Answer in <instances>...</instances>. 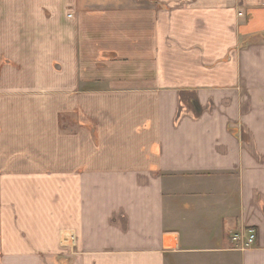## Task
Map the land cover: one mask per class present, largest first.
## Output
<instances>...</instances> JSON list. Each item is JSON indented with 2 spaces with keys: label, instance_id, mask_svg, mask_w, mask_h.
Segmentation results:
<instances>
[{
  "label": "crops",
  "instance_id": "crops-1",
  "mask_svg": "<svg viewBox=\"0 0 264 264\" xmlns=\"http://www.w3.org/2000/svg\"><path fill=\"white\" fill-rule=\"evenodd\" d=\"M0 264H264V0H0Z\"/></svg>",
  "mask_w": 264,
  "mask_h": 264
},
{
  "label": "built area",
  "instance_id": "built-area-1",
  "mask_svg": "<svg viewBox=\"0 0 264 264\" xmlns=\"http://www.w3.org/2000/svg\"><path fill=\"white\" fill-rule=\"evenodd\" d=\"M256 239V233L253 229L245 230L233 236L232 241L239 242L241 249L250 248Z\"/></svg>",
  "mask_w": 264,
  "mask_h": 264
},
{
  "label": "rangeland",
  "instance_id": "rangeland-1",
  "mask_svg": "<svg viewBox=\"0 0 264 264\" xmlns=\"http://www.w3.org/2000/svg\"><path fill=\"white\" fill-rule=\"evenodd\" d=\"M64 236V235H63ZM62 244H64V240H63V243Z\"/></svg>",
  "mask_w": 264,
  "mask_h": 264
}]
</instances>
